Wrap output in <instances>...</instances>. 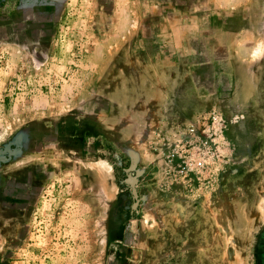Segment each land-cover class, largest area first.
<instances>
[{"label":"rangeland","instance_id":"rangeland-1","mask_svg":"<svg viewBox=\"0 0 264 264\" xmlns=\"http://www.w3.org/2000/svg\"><path fill=\"white\" fill-rule=\"evenodd\" d=\"M0 264H264V0H0Z\"/></svg>","mask_w":264,"mask_h":264},{"label":"built area","instance_id":"built-area-1","mask_svg":"<svg viewBox=\"0 0 264 264\" xmlns=\"http://www.w3.org/2000/svg\"><path fill=\"white\" fill-rule=\"evenodd\" d=\"M216 117L211 118V125L207 124L206 128L204 130V135L208 136L206 138L201 137L199 140V143L197 146L199 148H196L192 144H190L189 141H186V145L184 146V156H179V154L173 152L168 157V161L170 164H172L174 172H176L178 175L189 178L194 176L197 173V166H194V163H189L187 161V157L189 155L194 154H202L205 150V147L210 143V137L209 135H216L218 130V123L216 122ZM191 134H196V130L194 128H191L190 130ZM204 144L203 147H201Z\"/></svg>","mask_w":264,"mask_h":264}]
</instances>
